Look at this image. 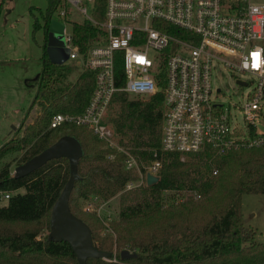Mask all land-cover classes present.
<instances>
[{"label": "trees", "instance_id": "1", "mask_svg": "<svg viewBox=\"0 0 264 264\" xmlns=\"http://www.w3.org/2000/svg\"><path fill=\"white\" fill-rule=\"evenodd\" d=\"M59 3L60 0H50L41 15L43 23L36 19L34 29L42 27L48 32ZM73 27L75 42L84 49L95 28L86 21L74 23ZM56 65L48 57L44 43L43 68L33 82L38 87L30 107L39 101L40 111L23 135L11 138L0 147V161L27 148L22 156L25 162L64 135L80 141L81 177L74 184L70 208L91 227L94 245L110 252L107 259L110 261L89 258L87 264L92 261L93 264H264V257L258 258L264 255V243L241 232L242 195L264 193L263 146L242 147L226 155L215 154L208 148L182 159L180 153L161 150L163 93L132 98L125 92H117L110 121L120 135L119 145L141 162L162 159L157 181L125 190L128 182L139 179L137 172L124 168L125 152L107 148L86 126L64 123L49 128L55 113L84 110L95 81L94 73L87 70L75 82L62 83L64 74L56 70ZM112 151L115 152L113 160L108 158ZM69 176L70 164L66 157L51 159L24 176L12 175L7 163L1 166L0 189L11 191L12 195L7 203L0 204V264H78L68 241H54L50 234L38 238L42 228L51 229L52 208ZM22 188L24 192L18 191ZM183 189L197 191L200 199L190 197L165 206L163 191ZM120 192L118 218L107 226L116 236L109 238L101 234L106 226L100 217L94 212L79 210L78 202L90 193L107 199ZM200 212H203L202 221L195 223V216ZM114 244L119 249H136L132 252L134 255L122 258L120 252L114 256L111 250ZM114 257L120 261H113Z\"/></svg>", "mask_w": 264, "mask_h": 264}, {"label": "built area", "instance_id": "2", "mask_svg": "<svg viewBox=\"0 0 264 264\" xmlns=\"http://www.w3.org/2000/svg\"><path fill=\"white\" fill-rule=\"evenodd\" d=\"M71 12L83 21L69 19ZM55 15L52 19L64 24L68 59L81 73L92 71L95 81L84 110L57 112L50 127L86 126L107 148L125 152L124 168L140 174L126 189L148 184L149 173L159 175L162 159L156 157L142 171L140 160L115 143L106 113L117 92L163 93L161 150L182 159L208 148L222 155L264 146V133L256 131L264 117V0H60ZM85 21L95 30L83 49L73 26ZM222 69L256 77V93L240 105L218 101L221 87L214 79ZM108 158L115 159V152ZM11 195L0 189V204Z\"/></svg>", "mask_w": 264, "mask_h": 264}, {"label": "rangeland", "instance_id": "3", "mask_svg": "<svg viewBox=\"0 0 264 264\" xmlns=\"http://www.w3.org/2000/svg\"><path fill=\"white\" fill-rule=\"evenodd\" d=\"M49 2L50 0H0V147L11 138H15L17 135H23L27 125L30 124L31 121L33 122L40 111V105L36 103L28 114L38 87V84H34L33 82L43 68L44 43H54L66 49L67 40L64 32L49 31L45 33L42 27L34 29V21L36 19L43 23L41 15L47 10ZM69 19L83 21V17L75 12H71ZM55 68L59 73L64 74L62 83L74 82L80 72L74 59H67L63 64H57ZM239 78L245 80L249 79L250 83L248 85H241L238 82ZM255 80L256 77L252 79L251 76L245 73L237 74L227 69L219 70L217 75L215 74L214 79V86L216 88L221 87V92L217 93V100L224 104L236 102L240 105L244 103L251 94L257 91V82ZM28 81H32V83L29 84L27 83ZM129 96L133 98L135 95L129 94ZM115 107L116 104L112 100L106 113V119L109 120L110 125L114 129L115 143L118 142L119 144L120 135L110 121ZM237 116L241 124H244L243 114L239 110L237 111ZM49 128H51L50 125ZM256 131L259 134L264 133V117L259 120ZM105 146L107 147L106 144ZM26 150L27 148H24L21 151L7 155L0 161V168L7 163L12 175H14L15 167L23 163L22 156ZM130 153L133 154L132 152ZM186 158L188 157H185V159ZM150 162L151 161H140V167L147 166ZM143 170L144 169H142V171ZM134 172L139 173L137 169H135ZM138 180L139 179L133 181L137 182ZM137 184L138 183L129 190L147 185L146 183H141V185L137 186ZM18 191L24 192L25 189L22 188ZM196 192L197 191L190 189H183L180 191L166 190L162 192V201L165 206H168L177 204L190 197H193V199H200V196H197ZM121 193L122 192L110 196L107 199H103L100 194L90 193L87 197L81 198L78 202L79 210L94 212L100 217L101 221L106 226V228L101 230L103 236H108L109 238L116 236L107 226L109 227L110 222L118 218ZM241 209V232H243L247 238L253 237L255 241L264 243V193H244L241 199ZM204 211L205 210H203V212ZM203 212L195 216V223H201ZM205 217L207 218L208 215ZM50 232L51 229L45 226L41 229L38 238H44L50 234ZM248 244L249 242L245 245ZM111 248L114 256L120 254L124 249H128L130 252L136 250L131 248L119 249L115 244ZM259 257H264V255H260L258 258ZM112 260L120 261L117 257L112 258ZM93 263L94 261H92V264ZM123 264L128 263L123 262Z\"/></svg>", "mask_w": 264, "mask_h": 264}, {"label": "water", "instance_id": "4", "mask_svg": "<svg viewBox=\"0 0 264 264\" xmlns=\"http://www.w3.org/2000/svg\"><path fill=\"white\" fill-rule=\"evenodd\" d=\"M64 24L52 19L49 31L63 32ZM46 53L54 64H63L68 59V50L53 44H47ZM247 85L245 82H241ZM83 155L80 141L72 135H64L55 143L34 155L27 161L15 167L14 176H24L42 167L51 159L66 157L70 164V176L60 196L56 200L50 218L51 239L54 241H68L78 259V264H87L89 258L102 257L109 259L110 252L101 250L94 245L91 227L80 217L74 214L70 208V196L76 180L80 179L79 160ZM159 179V176L148 174V184ZM134 255L128 249L121 251V257Z\"/></svg>", "mask_w": 264, "mask_h": 264}, {"label": "crops", "instance_id": "5", "mask_svg": "<svg viewBox=\"0 0 264 264\" xmlns=\"http://www.w3.org/2000/svg\"><path fill=\"white\" fill-rule=\"evenodd\" d=\"M81 74H82L81 72L78 73V75H77L76 79L74 80V82L79 78V76H80ZM36 103L39 104L38 101H37ZM36 103H35V104H36ZM31 109H32V108H31ZM31 109H29L28 114L30 113ZM26 117H27V116H26ZM26 117H25V118H26ZM30 120H31V119H30ZM30 120H29V121H30ZM29 121H28V123H29ZM31 122H32V121H31Z\"/></svg>", "mask_w": 264, "mask_h": 264}]
</instances>
